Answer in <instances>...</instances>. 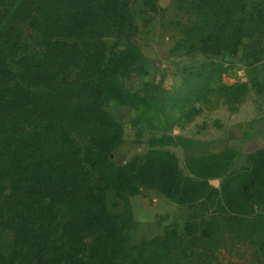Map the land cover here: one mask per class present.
<instances>
[{"label": "trees", "instance_id": "16d2710c", "mask_svg": "<svg viewBox=\"0 0 264 264\" xmlns=\"http://www.w3.org/2000/svg\"><path fill=\"white\" fill-rule=\"evenodd\" d=\"M137 1L0 0V231L12 237L0 264H205L209 246L220 249L230 233L248 230L244 217L257 207L242 214L237 195L256 183L242 178L250 168L186 183L177 164L173 174L162 161L113 160L125 130L106 106L138 104L121 82L136 60L109 44L102 28H126ZM139 1L154 7L155 0ZM205 1L211 12L218 7L214 18L220 13L226 29L253 36L249 0H194ZM222 175L219 188L207 183ZM146 186L193 212L162 236L131 245L129 198ZM110 193L128 197L129 213H110ZM256 194L263 196V185Z\"/></svg>", "mask_w": 264, "mask_h": 264}, {"label": "rangeland", "instance_id": "374dc122", "mask_svg": "<svg viewBox=\"0 0 264 264\" xmlns=\"http://www.w3.org/2000/svg\"><path fill=\"white\" fill-rule=\"evenodd\" d=\"M245 6H255L248 21L250 38L226 29L220 13L214 18L218 7H212L211 15L209 2L194 0H155V8L138 0L128 9L126 28H102L109 44H119L136 60L121 82L138 104L106 106L125 130L112 155L117 165L162 161L175 174L177 164L186 183L210 172L252 170L242 178L256 183L237 195L242 214L257 207L251 218L244 217L248 230L230 233L220 249L209 246L205 264H264V194H256L264 186V0H249ZM211 18L217 29L212 41L207 36ZM225 43L233 46L230 52L223 49ZM226 178L211 176L207 183L219 188ZM137 196L140 218L132 214L131 245L162 236L174 221L183 222L193 212L153 187H142ZM127 201L110 193V213H129ZM11 246V235L0 231V252Z\"/></svg>", "mask_w": 264, "mask_h": 264}, {"label": "crops", "instance_id": "0c3cea01", "mask_svg": "<svg viewBox=\"0 0 264 264\" xmlns=\"http://www.w3.org/2000/svg\"><path fill=\"white\" fill-rule=\"evenodd\" d=\"M129 202H130V205H131V210H132V214L137 216V218H140V200L138 199V196L137 195H134V196H131L129 198ZM153 214V213H152ZM142 216V215H141ZM142 218V217H141Z\"/></svg>", "mask_w": 264, "mask_h": 264}, {"label": "water", "instance_id": "95a60500", "mask_svg": "<svg viewBox=\"0 0 264 264\" xmlns=\"http://www.w3.org/2000/svg\"><path fill=\"white\" fill-rule=\"evenodd\" d=\"M214 184H216V182H214Z\"/></svg>", "mask_w": 264, "mask_h": 264}]
</instances>
